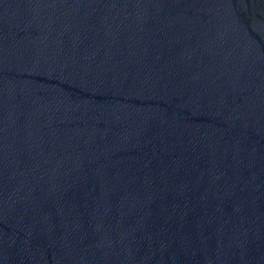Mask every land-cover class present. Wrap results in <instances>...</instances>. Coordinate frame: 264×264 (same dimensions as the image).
<instances>
[{
  "label": "water",
  "instance_id": "95a60500",
  "mask_svg": "<svg viewBox=\"0 0 264 264\" xmlns=\"http://www.w3.org/2000/svg\"><path fill=\"white\" fill-rule=\"evenodd\" d=\"M0 264H264V0H0Z\"/></svg>",
  "mask_w": 264,
  "mask_h": 264
}]
</instances>
